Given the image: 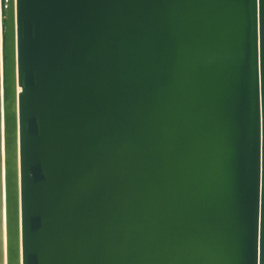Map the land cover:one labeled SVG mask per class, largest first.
<instances>
[{"label":"water","instance_id":"water-1","mask_svg":"<svg viewBox=\"0 0 264 264\" xmlns=\"http://www.w3.org/2000/svg\"><path fill=\"white\" fill-rule=\"evenodd\" d=\"M0 264H264V0H0Z\"/></svg>","mask_w":264,"mask_h":264}]
</instances>
